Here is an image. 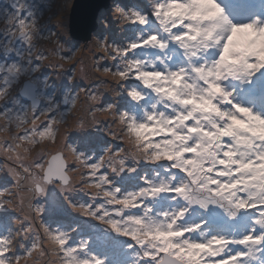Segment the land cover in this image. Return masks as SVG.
I'll list each match as a JSON object with an SVG mask.
<instances>
[{
	"label": "snow or ice",
	"instance_id": "6c2138e0",
	"mask_svg": "<svg viewBox=\"0 0 264 264\" xmlns=\"http://www.w3.org/2000/svg\"><path fill=\"white\" fill-rule=\"evenodd\" d=\"M198 2L214 7L230 26L228 44L220 51L191 55L185 60L181 52L189 48L188 41L194 37L190 35L191 25L184 22L187 16L182 10ZM17 3L18 8L13 4L14 12L0 9V16L10 26L6 28L10 39L6 44L0 42V51L4 54L16 51L23 60L25 49H16L13 44L17 40L26 44L28 66L19 61L0 64V84L3 85L0 101L8 97L12 85L22 76L39 68V65L31 67L32 50L38 40L55 35H43L39 13L27 0L22 3L17 0ZM117 11L123 23L138 26L139 35L124 46L110 44L107 38H97L94 43L102 50L101 60L107 55L119 61L114 70L103 67L105 75H110L117 83L138 82L128 84L126 94L131 102L128 110L119 115V122L136 150L150 152L151 159L159 163L163 171L151 177L144 174L140 177L142 186L125 190L123 185L117 186L116 172L110 174L105 167V156L90 163L83 153L66 142V132L64 142L54 150L47 166L34 161L38 171L32 166L26 167L23 160L31 148L46 142L55 144L70 114V110L62 112L51 98L46 107H40L36 82L28 80L22 94L32 99L31 118L28 110L14 113L5 108L0 112V119L5 121L0 132L9 133L0 141V151L8 159L20 162L19 168L23 169V174L11 169L19 186L17 195L31 194L28 202L31 211L36 197H49L59 185V192L72 209L103 222L107 220L114 232L130 238L127 248L132 250V264H253L254 261L264 264V111L245 105L236 89L237 82L250 84L257 73L264 71V63H261L264 48L250 46L253 31L264 32V18L234 22L217 0H151L150 13L135 8H118ZM229 45L243 47L246 52L243 68L230 69L226 74L219 69L229 57ZM62 47L56 41L50 51L58 55L60 61L67 62L72 57L60 55ZM162 48L175 52V63H170L160 52ZM40 58L47 59V56L41 52ZM54 66L62 69L64 65ZM100 70L97 66V71ZM146 98L152 101L148 106L144 104ZM89 99L97 101L99 97L90 93ZM68 100L66 96L65 101ZM70 103L75 107L76 98H71ZM113 110L114 104L96 108L103 113ZM65 150L78 165L87 169L80 180L88 189L95 190L90 193V203L77 204L70 199L74 189L70 173L76 169L69 163ZM22 181L27 183L26 188ZM193 188L209 195L204 198L192 195L189 189ZM253 188L257 191H252ZM6 194L12 196L7 190L0 191V206L13 204L12 198L5 200ZM162 194L167 201L176 203L171 207L162 206ZM24 201L25 196L21 195L20 205ZM195 205L205 213H218L225 225L202 228L204 219L192 222L187 217ZM56 211L50 201L37 203L35 217ZM28 221L29 216H25L20 222L25 232H31L34 227L33 223L25 227ZM236 221H239L238 227H228ZM121 223L138 227L130 231L121 227ZM41 227L51 248H41L37 233L27 256L38 249L41 255L51 251L61 264H108L106 257L93 255L88 240L81 239L73 246L72 232L59 227L54 229L43 222ZM12 245L10 233L0 235V264H11ZM14 260L15 264H20L21 257L15 256Z\"/></svg>",
	"mask_w": 264,
	"mask_h": 264
},
{
	"label": "rangeland",
	"instance_id": "374dc122",
	"mask_svg": "<svg viewBox=\"0 0 264 264\" xmlns=\"http://www.w3.org/2000/svg\"><path fill=\"white\" fill-rule=\"evenodd\" d=\"M24 2V0H19ZM132 3L134 0H111L112 6L102 8L99 12L98 20L100 21L98 29L92 31L90 37L87 40H77L70 36L68 32V20L71 10L75 3V0H27V3L33 6V10L38 11V21L40 26L44 29L43 35L49 36L50 33H54L50 39L38 40L36 48L32 50L31 67L39 65V68L27 76H22L17 82H15L9 90L8 97L5 100L0 101V112H3L5 108L12 109L13 112H21L24 110L29 111V117L31 118V106L21 99L19 96V90L22 88L23 83L28 80H34L36 82L38 99L40 101V107H46L51 98L55 104H57L62 112H69L67 123L61 126L60 132L57 135L55 144L46 142L44 144L32 147L27 158L23 160L26 167L32 166L34 171H38L34 168V161L39 162L47 166L48 159L51 155L55 154L54 150L59 148L64 142L65 132L67 133V143L72 144L77 148L78 152L83 153L84 157L89 159L90 163H95L100 156H106V150L110 149L107 155H111L117 152L112 144L125 140L127 136L125 134L124 126L119 122V115L124 111H127V106L131 102V98L127 96L126 89L128 84L138 83L136 81H128L117 83V81L110 82V75L103 73V67H109L113 70L115 65L119 61H113L110 57L105 55L103 60L100 56L103 54L102 50L95 46L94 41L97 38H107L110 44L121 45L123 37L127 33L126 31H135L134 25L125 24L121 20L120 13L117 11L118 4ZM140 0H138V3ZM137 0H135V4ZM13 4L19 7L17 0H0V9H7L8 12H14ZM135 8V7H134ZM133 9V7L131 8ZM127 9V10H131ZM23 15H27L26 11ZM106 18H110L106 24ZM116 21V22H115ZM7 25L6 20L0 16V42L7 43L10 36L6 33ZM56 41H59L63 45L60 55L70 56L71 60L65 62L60 61L58 55L51 54V49L55 46ZM122 41V42H121ZM93 44L92 48L96 52L92 56L90 63H86L84 52L88 49L86 45ZM16 49H25L24 58L17 55L16 51L4 54L0 51V64H11L13 62H21L27 65L28 53L26 51L27 45L20 41H16L13 44ZM43 52L47 59H41L40 53ZM93 61L100 67V71L94 67ZM62 63L63 68H59L57 64ZM89 68V69H88ZM108 84V87H107ZM3 85L0 84V87ZM93 93L99 97L97 101H94L95 106L105 107L107 104H114L116 107L112 113H106L110 117L108 123V129L104 130L105 133L102 137L95 131L94 126H97L100 131L103 128L97 117L98 114H94L93 119L95 121L88 122L90 109L93 107L92 100L89 99V94ZM105 93V95H103ZM117 93H121L117 95ZM68 97V102L65 101V97ZM76 98V106L72 107L70 101L71 98ZM65 101V104H64ZM90 102V103H89ZM89 103V104H88ZM151 103L149 98H146L145 105L148 106ZM32 105V104H31ZM94 108V107H93ZM97 116V117H96ZM115 124L113 125V123ZM5 121L0 119V126H3ZM110 129V130H109ZM13 132L15 130L13 129ZM9 133L0 132V141H3ZM155 139V138H154ZM120 144H117L119 146ZM125 147L124 149H128ZM65 156L69 160V163L75 172L70 173L73 178L74 189L71 193L70 199L73 202L90 203V193L95 191L94 189H88L84 183L81 182V174H87V169L78 165L71 157V154L65 150ZM6 160L11 161L12 164H8ZM18 161L10 160L8 157L0 151V191L7 190V193H11L9 197L7 194L5 200L12 198L13 204L7 203L0 206V235L11 234L13 245L11 249V264H15L14 257L20 256V264H61L59 258L52 254L51 251H47L46 254L41 255L40 251L33 250L31 256H27V253L32 249L33 242L36 241L37 233L40 237V246L43 249H50L51 244L47 241L42 222L58 226H71L64 230L72 232L73 246L79 243L81 239H87L90 244V249L93 251V255L96 253L107 258L108 264H130L133 259L132 250L127 248V244L131 243L129 237H124L114 232L109 225L103 221L97 220L93 217H88L82 213L75 212L64 200L63 195L59 192V185H56V189L50 192L49 197H36L33 201V207L31 211L28 208L30 193L19 192V186L16 182L11 169H16L23 174V169L19 168ZM107 168V166L105 165ZM102 169L101 171H103ZM111 174V169L107 168ZM163 169L158 164L141 163V166L137 169L136 173L128 174L123 173L121 177L115 178L117 186L123 185L125 190L131 191L136 187L142 186L143 181L140 177L147 174L149 177L153 176L155 172H162ZM7 172L9 181H5L2 178V174ZM24 187H27V183L22 181ZM21 195L25 196L23 205H20L19 201ZM46 201H50L54 204L56 212L54 214H42L41 218L35 217V206L37 203L45 204ZM99 202V200L97 201ZM175 203H172V205ZM162 206L165 203L161 202ZM169 205V203H167ZM171 205V206H172ZM198 207H194L188 213V217L193 222H199L201 219L205 220L206 225L220 226L225 225V221L218 213L208 211L207 215H202L198 212ZM203 210V209H202ZM205 212V210H203ZM25 216H29V221L25 223H33L34 227L31 232H25L21 227V221ZM239 221L234 222L228 227H238ZM60 228V227H59ZM127 256V258H125ZM103 258V257H102Z\"/></svg>",
	"mask_w": 264,
	"mask_h": 264
},
{
	"label": "clouds",
	"instance_id": "9594fccd",
	"mask_svg": "<svg viewBox=\"0 0 264 264\" xmlns=\"http://www.w3.org/2000/svg\"><path fill=\"white\" fill-rule=\"evenodd\" d=\"M182 11L186 13L187 19H185L184 22L186 25H191L190 35L194 37V39L188 41L189 48L181 52V56H183L185 60L189 59L191 55L202 56L212 50L220 51L224 45L228 44L230 26L224 22L214 7L198 2ZM163 43L165 44V47H167V40H164ZM218 45L220 46L219 48L217 47ZM250 46L257 49L264 48V32L253 31L252 43ZM160 52L168 58L170 63L176 62L174 59L176 54L172 49L169 48L165 51V49L162 48L160 49ZM245 52L246 49L243 47L229 45V57L225 59L219 70L227 74L230 69L233 71L242 69ZM261 63H264V60H262ZM256 71H260V69H256ZM225 79H228L227 75H225ZM120 94L121 93H117V95ZM156 99L161 100L160 97H157ZM162 102L166 103V101ZM127 143L130 146L127 150L120 148L117 152H114L111 155H107L110 149L106 150V166L110 168L111 171L116 172L117 178L125 172L132 174L133 171H137L142 162L151 164L157 163L151 159L150 152L145 153L143 151H137L132 140L127 139ZM121 161L123 163H121ZM252 191H257V189L253 188ZM189 192L192 195L199 196L200 198H204L209 195L207 192L195 191L194 188L189 189ZM195 206L199 207L198 205ZM72 210L79 212L76 209ZM104 223L107 224V220H105ZM121 227H127L131 231L133 228L138 226L134 224L121 223ZM85 241H87V239H85ZM130 264H132V260L130 261ZM253 264H257V262L254 261Z\"/></svg>",
	"mask_w": 264,
	"mask_h": 264
},
{
	"label": "water",
	"instance_id": "95a60500",
	"mask_svg": "<svg viewBox=\"0 0 264 264\" xmlns=\"http://www.w3.org/2000/svg\"><path fill=\"white\" fill-rule=\"evenodd\" d=\"M109 2L110 0H75L69 17L70 36L77 40H87L91 32L97 29V16L99 11L102 8H107ZM25 83L26 81L23 83L19 94L23 99L30 100L32 104V99L22 94Z\"/></svg>",
	"mask_w": 264,
	"mask_h": 264
},
{
	"label": "trees",
	"instance_id": "16d2710c",
	"mask_svg": "<svg viewBox=\"0 0 264 264\" xmlns=\"http://www.w3.org/2000/svg\"><path fill=\"white\" fill-rule=\"evenodd\" d=\"M147 1V3H148V1H151V0H146ZM146 7H148L147 5H146ZM70 16V15H69ZM110 18H106V16H105V21H106V23L108 22V20H109ZM100 22V21H99ZM116 22V21H115ZM97 23H98V18H97ZM68 32H69V20H68ZM90 47H91V49H90V56H91V58H90V60H92V56L93 55H95L96 54V52L94 51V49L92 48V46H93V44H91L90 43ZM89 60V61H90ZM88 61V60H87ZM93 64H94V67L95 68H97V63H95L94 61H93ZM109 80H110V82H114V80L112 79V78H109ZM107 87H108V84H107ZM103 95H105V93H103ZM106 96V95H105ZM90 103V102H89ZM88 103V104H89ZM92 104L93 105H95L94 104V101L92 102ZM96 108H103V107H97V106H95L94 108L92 107L91 109H90V112H89V118L87 119L88 120V122H91V121H95L94 119H93V116H94V114H98V119L100 120V121H102L101 123L103 124V128H101V130H103V131H100V129L97 127V126H94V129H95V131H93L92 133L93 134H96V133H98V132H102V134H100V136H102V137H104L103 135L105 134V133H103L104 132V130H107L108 129V123H109V121H110V117L108 116V115H106V113H103V112H99V111H96ZM115 124V122L113 123V125ZM110 130V129H109ZM122 134L124 135V136H126L123 132H122ZM121 143H123V144H125V146L126 147H130L129 146V144L127 143V138H125V140H121ZM5 161H7L8 162V164H12L11 163V161H9V160H6V159H4ZM4 177V178H3ZM2 178L5 180V181H9V179H8V173L7 172H5V173H3L2 174Z\"/></svg>",
	"mask_w": 264,
	"mask_h": 264
},
{
	"label": "bare ground",
	"instance_id": "6f19581e",
	"mask_svg": "<svg viewBox=\"0 0 264 264\" xmlns=\"http://www.w3.org/2000/svg\"><path fill=\"white\" fill-rule=\"evenodd\" d=\"M87 47H88V49L84 52V54H85V58H86V63L87 64H89L90 63V58H91V56H90V49H91V45L90 44H88V45H86ZM88 60V61H87ZM89 69V68H88Z\"/></svg>",
	"mask_w": 264,
	"mask_h": 264
}]
</instances>
